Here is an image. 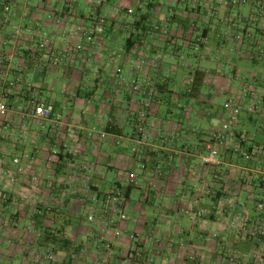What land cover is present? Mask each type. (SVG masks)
Wrapping results in <instances>:
<instances>
[{"label":"crops","instance_id":"obj_1","mask_svg":"<svg viewBox=\"0 0 264 264\" xmlns=\"http://www.w3.org/2000/svg\"><path fill=\"white\" fill-rule=\"evenodd\" d=\"M5 1L0 264H191L193 253L194 264H254L264 0H14L9 26ZM13 26L25 30L15 45ZM34 91L60 120L25 115ZM142 115L151 139L139 147ZM226 125L233 141L220 146Z\"/></svg>","mask_w":264,"mask_h":264},{"label":"built area","instance_id":"obj_2","mask_svg":"<svg viewBox=\"0 0 264 264\" xmlns=\"http://www.w3.org/2000/svg\"><path fill=\"white\" fill-rule=\"evenodd\" d=\"M11 2L8 5H4L3 7V24L4 25H10L11 24V13H12V7L10 6V4L14 1V0H10ZM25 30H23L22 28L18 27V26H13V31L10 34V41H12L11 43L13 45L18 44V39L23 35ZM29 33H33L31 30H27ZM34 35V33H33ZM92 35L93 34H89L87 35V37L89 38V40H92ZM241 37H238V39H240ZM46 39V38H45ZM43 40V42L41 43V48H48L49 47V42L48 40ZM6 68V67H5ZM5 68L3 66H0V75L3 76V74H5ZM151 102L149 101L148 103H146V107H150ZM32 111L29 112L28 114H25L26 116L33 118L37 121H44V120H49L50 118H52L53 116L57 115L55 108L52 105H48L46 103H44L42 100H39L38 97L34 98V101L32 102ZM225 110L230 112L233 116H237L240 111H241V106L240 104L233 99H229L227 101V103L225 104ZM0 112L4 113L5 112V106L2 102V100L0 99ZM142 118L139 119L138 121V125H137V132H136V142L138 143L139 147H144L146 146L151 139V136L147 130V125H146V120H145V116L142 115ZM57 119L60 120L61 118L57 115ZM233 132L230 130L229 131V125L225 126V130H222L218 133H215V141L220 145H226L230 142L233 141ZM106 137V134L102 135V138ZM137 149H134V152H136ZM217 155H218V151L216 148L214 147H210L209 150V155L206 158V163L209 164H216L217 163ZM246 155V153H245ZM0 164L2 166L6 165L7 163L5 162V159L3 158L2 160H0ZM4 174L8 176L9 180L11 182H13L15 180V173L8 169L6 171H4ZM2 191L0 190V204H2V200H1V195ZM258 209L261 211H264V203H259L258 204ZM195 219V218H194ZM233 225L235 227H239L238 223L234 222ZM252 236H257L259 234V229L258 228H254L251 231ZM132 238H134V236H132ZM190 263L194 264L196 262V260H198L197 255L195 253H193L192 255H190L189 257ZM230 264H238V260L235 258H231L229 260ZM254 264H264V251L260 252L256 257H255V263Z\"/></svg>","mask_w":264,"mask_h":264},{"label":"trees","instance_id":"obj_3","mask_svg":"<svg viewBox=\"0 0 264 264\" xmlns=\"http://www.w3.org/2000/svg\"><path fill=\"white\" fill-rule=\"evenodd\" d=\"M11 1L10 0H7V1H5V5H8L9 3H10ZM14 2V1H13ZM13 2L10 4V6L12 7V4H13ZM4 7V6H3ZM10 43L12 42V41H9ZM12 44V43H11ZM13 45V44H12ZM9 63V60L7 59V58H2V60L0 61V66H3L4 68L7 66V64ZM4 76V75H3ZM3 76H1L0 75V77L2 78ZM16 81H17V83H18V79H16ZM14 85H15V83H14ZM14 85L12 84L11 85V87H14ZM200 87H201V78H199V75L198 74H196V76L194 77V81H193V83H192V85H191V87H190V92H189V96H192V95H194L196 92H197V90L198 89H200ZM32 91V90H31ZM34 93H35V91H34ZM1 96H5V90H0V97ZM36 97H38V94H34L33 95V99H32V101H31V104H32V102L34 101V98H36ZM39 100H41L40 98H39ZM30 104V105H31ZM137 132V131H136ZM254 150V148H251L250 149V151L251 152H246L247 154L246 155H243L242 157L243 158H245V159H249V160H252L253 158H254V156L252 155V151ZM258 203L259 202H257V206H258Z\"/></svg>","mask_w":264,"mask_h":264},{"label":"rangeland","instance_id":"obj_4","mask_svg":"<svg viewBox=\"0 0 264 264\" xmlns=\"http://www.w3.org/2000/svg\"><path fill=\"white\" fill-rule=\"evenodd\" d=\"M228 68H230V65L228 66Z\"/></svg>","mask_w":264,"mask_h":264}]
</instances>
